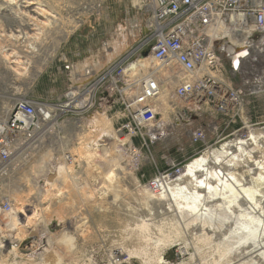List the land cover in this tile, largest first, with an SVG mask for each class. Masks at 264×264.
I'll return each mask as SVG.
<instances>
[{
  "label": "rangeland",
  "instance_id": "rangeland-1",
  "mask_svg": "<svg viewBox=\"0 0 264 264\" xmlns=\"http://www.w3.org/2000/svg\"><path fill=\"white\" fill-rule=\"evenodd\" d=\"M38 1L46 3L50 6L49 8L54 10L58 15L56 18L61 24L62 32L67 35L64 36L63 33L62 42L53 55L48 56V53L41 47L39 55L46 58L47 64L41 67L40 65L36 66V70H41L38 78L29 87L27 86L26 90L24 87L22 88L26 95L34 99L55 100L60 98L70 87L75 85L72 80L73 73L82 64L81 62L90 60L97 62L99 59L105 58L109 43L118 29L134 32L136 34L135 42L143 34L144 17L135 9L139 0H69L70 3L66 2L67 0ZM90 2L93 3L92 9L89 10L91 12L83 10ZM77 12H82L83 16L79 18L83 22L75 29L72 28V19ZM46 27L49 28L48 25ZM46 35H48V31L42 33L39 39H45ZM258 38V35H253L255 41ZM219 54L228 71L230 59L227 53L219 48ZM262 54L263 57L260 60L256 59V62L260 64L264 62V50ZM114 62L112 61L110 65ZM262 65L258 66L256 78L258 80L260 78L259 82L263 84L264 88V66ZM252 76L253 73L250 74L249 79H244L241 75V80L236 78L230 82L233 86H239L240 82H244L245 90L250 91L254 85ZM23 91L22 93H24ZM7 95V90L0 89L1 107H4L6 103L11 105L13 99L16 98V95L11 97ZM246 100L250 103L241 114V120L243 122L244 119L249 120L252 126L242 129L239 118H235L234 123H229L230 126L225 128L230 118L216 115L210 109L198 119H189L183 114L181 106L169 97L168 101L174 105L172 111L163 114L162 110H159L160 119L165 118L162 121L166 126L165 133L167 135L161 142L148 149H142L137 161L131 159L129 151L120 146L121 143L116 139L117 129L124 118L122 109L116 104V97L113 96L105 102L97 103L94 109L80 118L79 129L72 128V132H68V129L63 130L59 133V138L55 139L58 141L57 144L63 148L68 147L67 149L72 151L71 154L73 153L78 164V167L74 166L75 173L83 172L85 176H80L78 173L79 177L76 181H73V177H69L72 182H67L66 179L60 177L57 185L52 189L50 184L54 177L56 178L54 168L57 169L58 166L55 167L54 162L58 156L47 152L41 169L42 164L38 159L40 153H34L0 184V196L3 199H11L9 201L12 206L11 211L8 212L10 214L0 211V264H202L197 256L196 242L192 237H184V240L189 244L186 250L183 249V241H174L162 248L155 243V239L150 241L143 239L136 225L142 219L154 218L150 214V207L154 203L146 204L145 199L148 192L153 195L164 191L161 181L166 178L172 179L168 176L171 173L172 165L182 167L183 170V167L191 159L206 150L203 144L191 142L190 132L194 128L202 127L205 130L208 148L211 150H219L224 142L244 137L243 132L246 133L250 129L264 128V107L261 96H251ZM169 104L171 103L167 105ZM178 114L182 117H179ZM99 115L104 120L101 118L97 120ZM214 124L217 126V134L214 133L212 127ZM103 125L110 126V139L102 138L100 131L103 129ZM238 130L240 132L235 137L230 136ZM118 135L123 140L126 138H122L119 133ZM95 150L98 151L97 156L90 158L89 155L93 154ZM250 161L261 162L264 166V152L254 150ZM245 162L244 157L234 161L236 173L243 172L246 167ZM48 164L50 165L48 166ZM31 166L38 168L30 170L28 167ZM71 171L74 172L73 168ZM111 171L123 173L118 180L119 184L105 178ZM49 173L52 175L49 176ZM73 176L76 179V175L73 174ZM78 180H83L82 189H79ZM23 181H28L30 184L32 182L35 187H40L41 193L47 190L52 191L49 192L51 199L46 198V202L44 201L42 205H37L35 208L36 204L33 206L31 201L25 199L27 190ZM151 182H155L154 188L150 186ZM91 184L94 186L93 192L90 190ZM57 194L62 196L55 197ZM15 196L16 198L12 199ZM15 208L20 212L30 214L38 210L40 221L33 220L37 227L31 225L18 231L17 227L26 225L27 219L22 214L15 212ZM174 209L176 210L175 207ZM13 219H16V224L12 223ZM154 221L159 223L158 218ZM161 223L165 227L164 230L168 231L173 222L165 220ZM40 225L42 226L40 227ZM44 225H47V231L53 241L52 245L47 246L48 248L45 246L47 241L42 231ZM149 233L152 238L158 237V233L153 227L150 228ZM14 246H16V251L12 250ZM118 251L122 252V256L115 258L114 253ZM200 251L207 253L206 256H209L211 252L208 247L202 248ZM159 256L162 261L158 259Z\"/></svg>",
  "mask_w": 264,
  "mask_h": 264
},
{
  "label": "built area",
  "instance_id": "built-area-1",
  "mask_svg": "<svg viewBox=\"0 0 264 264\" xmlns=\"http://www.w3.org/2000/svg\"><path fill=\"white\" fill-rule=\"evenodd\" d=\"M24 6L20 2L14 4L15 10L28 12ZM135 9L144 17L142 37L99 73L92 75L87 70L86 76L90 77L87 82L79 87L73 85L55 100L26 95L21 83L30 73V63L15 52L33 43L37 48L42 46L48 56L55 54L62 42L61 24L55 20L56 25L49 26L45 39L40 38L36 43L31 36L40 32L39 26L30 24L19 29L11 14H0V89L7 90L9 97L16 95L0 123V184L34 153L57 155L55 166L58 163L72 166L76 180L78 173L85 176L83 172L75 173L74 166L78 164L71 150L56 140L63 130L79 129L83 115L113 96L124 116L117 132L127 141L120 146L129 151L134 161L139 159L142 149L166 137L157 103L163 90L189 119H198L210 109L216 115L230 118L225 128L235 118L240 119L242 129L252 126L249 120H241V114L250 103L246 99L251 96L260 95L264 107V90L262 93L245 90L244 82L233 86L231 80H241L240 69L234 68L230 61L227 71L219 48L228 41L224 33L248 35V45L234 47L231 54L226 52L231 59L236 50L249 51L251 44L264 37V0H139ZM254 34L259 37L256 41ZM143 54L150 57L154 67L136 73L130 65L144 57ZM212 127L217 134L216 124ZM238 132L230 136L235 137ZM190 139L193 144L208 148L202 127L194 128ZM170 171L168 176L175 177L182 167L172 165ZM83 180L78 183L79 189L84 186ZM150 186L154 188L155 182ZM93 187L91 184V192ZM11 208V202L0 196V211L8 213Z\"/></svg>",
  "mask_w": 264,
  "mask_h": 264
},
{
  "label": "bare ground",
  "instance_id": "bare-ground-1",
  "mask_svg": "<svg viewBox=\"0 0 264 264\" xmlns=\"http://www.w3.org/2000/svg\"><path fill=\"white\" fill-rule=\"evenodd\" d=\"M68 1L69 0L66 2ZM17 2L25 4L24 7L29 9L28 12L20 9V11L15 10L14 4ZM68 3H70V1ZM34 5H36V8L33 9L32 7ZM92 6L93 3L90 2L86 4V7H84L83 10L89 11L92 9ZM49 7L50 6L46 3H42L38 0H0L1 16H4V14H11L10 18L13 20V23L17 28L21 29L30 24L41 28L39 29L40 32L38 34H33V36H31L36 43L39 36L48 31L46 26H53L56 23L55 20H57V14ZM3 12L8 13L3 14ZM81 16H83L82 12L76 13V16L72 19V28L76 29L81 25L83 22L79 18ZM84 16L86 15L84 14ZM63 33L64 32H62V36ZM66 35L67 33H64V36ZM225 35H228V41L225 43L222 42V49L228 54H231L234 47H244L249 44L247 40L248 35L224 33L223 36ZM135 36L136 34L134 32L118 29L114 38L109 43L105 58L103 57V59H99L98 61L100 63L98 61L92 62L93 60L84 61V63L81 62L82 64L78 66L79 68H77L76 71L74 70L75 73H73L74 75L72 77L73 84H76L75 86L79 87L83 81L87 82L90 78L86 76L87 70L91 71L92 75L99 73L108 64L126 52L128 48H131L130 46L135 42ZM31 38L29 37V40ZM41 47L42 46L37 48L33 46V43H27L24 49L20 50V52H15L17 55L25 54L21 57L26 62L30 63V73L26 80L21 83L25 90L27 89V86L29 87L31 83L38 78V74L41 72L40 69H35L36 66L40 65L41 67L47 64L46 58L39 55L42 50ZM248 50L249 51L242 48L236 50L235 56L232 57L230 61L234 68L238 70L240 69L241 75L244 79H249L250 74L253 73L252 80L254 85L253 87L251 86V90L255 93L258 91L261 93L264 88L263 84L259 82L260 78L259 80L256 78L258 76L256 73L259 69L258 66H261L262 64V66H264V62L260 64L256 62V59L260 60L261 57H263L262 51L264 50V37L258 42L251 44ZM241 58L244 59L243 62L239 60ZM15 63L17 64V62ZM130 66V68L134 69V72L143 73L145 70L154 67V64L150 61L149 56H144ZM168 99L167 92L163 90L157 100L159 110H162L163 114H167V111H172L173 109L172 104L167 105L168 103H171ZM9 106L10 105L7 103L4 107L0 106V118L2 117L0 123L5 120ZM100 118L104 120L101 116L96 119L98 120ZM163 119L165 118L160 120L162 121ZM109 133L110 126L103 125V129L100 131L102 138L110 139ZM243 134H245V136L240 139L224 142L219 150H211V148H207L201 155L191 159V161L183 167L182 172H180L178 176L172 177V179L166 178V180L161 181L163 186L162 189L164 191H159L153 195L148 192L145 203H154L150 207V214L154 218L150 220L142 219L140 223L136 225L143 239L149 241L155 239V243L162 246V248L168 246V244H171L174 241H183V249L186 250L189 244L184 240V237H192L196 242V245L199 246H195V248L197 250V256L202 261V264H264V166L261 162L250 161L254 150L264 152V128L250 129L246 133L243 132ZM163 135L165 137L167 133L163 131ZM116 139L117 142H120L121 144L127 141L126 138L124 140L121 139L118 132H116ZM101 147H103V145H101ZM97 152L98 151L95 150L93 154L89 155V157L95 158ZM41 154L42 153H40L38 159H40L39 162L42 164V169L46 154ZM243 157L244 162L246 161V167L241 174H238L234 170V161ZM50 164H48V166ZM86 165L88 166V162ZM57 166V169L54 168L56 170V178L52 176L54 179L52 184H50L52 189L57 185L60 177L66 179L67 182L71 181L69 180V177H74L73 172L71 171L72 166H63L61 163H58ZM36 167L33 168V166H31L28 168L34 170ZM50 175H52V173H49V176ZM121 175H123V173L120 171L116 173L111 171L105 178L109 181L118 183V180L122 177ZM30 176L29 178H31ZM71 182L70 184H72ZM159 182L160 181H158V183ZM23 183L27 190L25 199L31 201L33 206L36 204L35 208H37V205H42L46 198L51 199L49 197V192L52 191L47 190L46 192L41 193L40 187H35L32 182L30 184L28 181H23ZM63 195L65 196L64 192ZM61 196V194L55 195V197ZM15 198L16 196L12 199ZM23 206L26 207V205ZM14 211L18 214H22L25 219H27L26 225L17 227L18 231H22L31 225L36 226V223H33V220H37V222L40 221L38 210H35V212L33 211L31 214L20 212V210H16V208ZM156 218L159 219V223L158 221L155 223L154 220H156ZM165 220L173 222L168 231L164 230L165 227L163 223H161ZM12 223L16 224V219H13ZM41 226L42 225H40V227ZM46 226L47 225H44L43 230H41L47 241L45 246L49 247L52 245L51 243L53 241H51ZM80 226H77V228H80ZM151 227L156 229L158 237L152 238L149 233ZM165 241L167 243H163ZM205 247H208L211 251L209 256H206L207 253H202L200 251V249ZM15 248L16 246H14L12 250L16 251ZM114 255L115 258H120L122 252H115ZM209 258L210 260H208ZM158 259L162 261L160 256Z\"/></svg>",
  "mask_w": 264,
  "mask_h": 264
},
{
  "label": "water",
  "instance_id": "water-1",
  "mask_svg": "<svg viewBox=\"0 0 264 264\" xmlns=\"http://www.w3.org/2000/svg\"><path fill=\"white\" fill-rule=\"evenodd\" d=\"M146 54H143V56H145Z\"/></svg>",
  "mask_w": 264,
  "mask_h": 264
}]
</instances>
